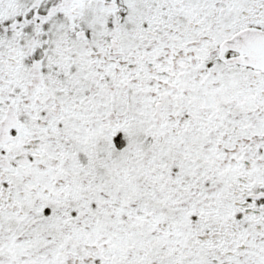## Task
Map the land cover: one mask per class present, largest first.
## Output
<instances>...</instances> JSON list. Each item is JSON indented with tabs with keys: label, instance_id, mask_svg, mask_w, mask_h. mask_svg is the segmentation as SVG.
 Returning <instances> with one entry per match:
<instances>
[{
	"label": "snow or ice",
	"instance_id": "6c2138e0",
	"mask_svg": "<svg viewBox=\"0 0 264 264\" xmlns=\"http://www.w3.org/2000/svg\"><path fill=\"white\" fill-rule=\"evenodd\" d=\"M0 264H264V0H0Z\"/></svg>",
	"mask_w": 264,
	"mask_h": 264
}]
</instances>
